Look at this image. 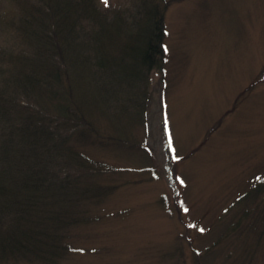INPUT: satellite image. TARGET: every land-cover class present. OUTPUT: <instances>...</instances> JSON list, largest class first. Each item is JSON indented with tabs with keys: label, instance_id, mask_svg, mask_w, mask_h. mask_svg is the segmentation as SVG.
Segmentation results:
<instances>
[{
	"label": "rangeland",
	"instance_id": "374dc122",
	"mask_svg": "<svg viewBox=\"0 0 264 264\" xmlns=\"http://www.w3.org/2000/svg\"><path fill=\"white\" fill-rule=\"evenodd\" d=\"M20 1L0 0V76L30 55L22 31L15 42L4 33ZM157 2L162 64L147 84L145 119L133 115L117 134L105 121L120 96L87 104L108 80L90 60L64 68L84 119L82 138L63 143L90 164L96 194L82 202L71 249L54 264H264V0ZM7 93L19 97L15 86ZM61 122L62 132L71 125Z\"/></svg>",
	"mask_w": 264,
	"mask_h": 264
},
{
	"label": "trees",
	"instance_id": "16d2710c",
	"mask_svg": "<svg viewBox=\"0 0 264 264\" xmlns=\"http://www.w3.org/2000/svg\"><path fill=\"white\" fill-rule=\"evenodd\" d=\"M136 1L132 9L109 10L98 0H21L20 14L10 19L4 33L15 42L22 31L30 55H17L8 76H0V260L56 263L71 249L82 202L96 194L87 187L94 185L86 176L90 164L63 143L82 138L76 123L84 119L82 109L75 113L67 64L81 69L90 60L108 80L99 99L83 93L88 106L111 105L120 96L105 121L117 134L133 115L145 119L147 84L162 64L164 22L157 0ZM11 86L19 97L8 95ZM61 121L71 124L63 132Z\"/></svg>",
	"mask_w": 264,
	"mask_h": 264
},
{
	"label": "snow or ice",
	"instance_id": "6c2138e0",
	"mask_svg": "<svg viewBox=\"0 0 264 264\" xmlns=\"http://www.w3.org/2000/svg\"><path fill=\"white\" fill-rule=\"evenodd\" d=\"M101 2L104 3L106 7L109 6L108 0H101ZM166 129H167V124H166ZM168 147H169V149L172 148V140L171 139H169V141H168ZM177 179H179V178H177ZM181 183H183V181H181ZM185 211H186V209H185ZM201 231H203V229H201Z\"/></svg>",
	"mask_w": 264,
	"mask_h": 264
}]
</instances>
